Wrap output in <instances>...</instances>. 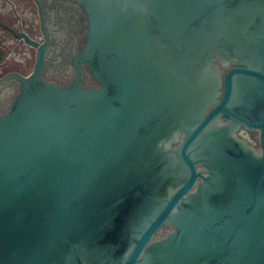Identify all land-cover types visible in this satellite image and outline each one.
<instances>
[{
    "label": "water",
    "instance_id": "obj_1",
    "mask_svg": "<svg viewBox=\"0 0 264 264\" xmlns=\"http://www.w3.org/2000/svg\"><path fill=\"white\" fill-rule=\"evenodd\" d=\"M72 1L88 19L66 88L25 6L0 3V63L35 50L0 80L20 86L0 114V264H264V0Z\"/></svg>",
    "mask_w": 264,
    "mask_h": 264
},
{
    "label": "flooded vegetation",
    "instance_id": "obj_2",
    "mask_svg": "<svg viewBox=\"0 0 264 264\" xmlns=\"http://www.w3.org/2000/svg\"><path fill=\"white\" fill-rule=\"evenodd\" d=\"M18 9L21 5L30 8L25 14L22 12L23 28L21 32L26 34L35 44L41 46L49 41V57L45 66L44 80L61 87L71 86L76 78L77 71L74 60L80 55L85 44L87 31L86 21L88 14L83 5L72 0H6ZM38 7H37V5ZM27 11V10H26ZM35 26V28H33ZM9 61L0 63V80L7 72L19 70L23 75L29 74L35 64V50L29 47L23 39H20L9 49ZM26 63V69L18 68L20 63ZM82 84L89 89L99 88L85 64H82ZM19 83L11 80L0 86V114H5L19 91ZM241 137L257 152L261 150L259 132L241 133ZM199 172L202 168L198 167ZM174 228L164 226L157 234L156 239L164 238Z\"/></svg>",
    "mask_w": 264,
    "mask_h": 264
},
{
    "label": "crops",
    "instance_id": "obj_3",
    "mask_svg": "<svg viewBox=\"0 0 264 264\" xmlns=\"http://www.w3.org/2000/svg\"><path fill=\"white\" fill-rule=\"evenodd\" d=\"M1 1H2V0H0V3H1ZM26 10H27V9H26ZM26 10H25V14L28 12V10H27V11H26Z\"/></svg>",
    "mask_w": 264,
    "mask_h": 264
}]
</instances>
